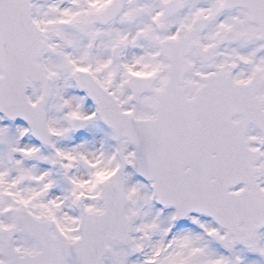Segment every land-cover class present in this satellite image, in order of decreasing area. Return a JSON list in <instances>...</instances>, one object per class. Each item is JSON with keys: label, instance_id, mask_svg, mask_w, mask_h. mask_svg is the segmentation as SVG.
<instances>
[{"label": "snow or ice", "instance_id": "obj_1", "mask_svg": "<svg viewBox=\"0 0 264 264\" xmlns=\"http://www.w3.org/2000/svg\"><path fill=\"white\" fill-rule=\"evenodd\" d=\"M0 264H264V0H0Z\"/></svg>", "mask_w": 264, "mask_h": 264}]
</instances>
